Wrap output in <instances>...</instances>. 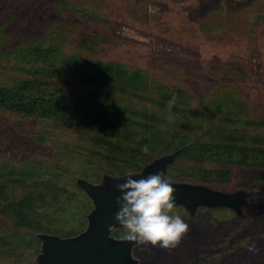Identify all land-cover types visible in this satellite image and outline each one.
<instances>
[{
	"label": "rangeland",
	"instance_id": "374dc122",
	"mask_svg": "<svg viewBox=\"0 0 264 264\" xmlns=\"http://www.w3.org/2000/svg\"><path fill=\"white\" fill-rule=\"evenodd\" d=\"M31 80L61 105L0 102V264H32L36 232L86 228L77 177L180 147L171 179L257 197L246 218L175 207L188 232L171 249L138 245L142 264H264V0H0V90Z\"/></svg>",
	"mask_w": 264,
	"mask_h": 264
},
{
	"label": "water",
	"instance_id": "95a60500",
	"mask_svg": "<svg viewBox=\"0 0 264 264\" xmlns=\"http://www.w3.org/2000/svg\"><path fill=\"white\" fill-rule=\"evenodd\" d=\"M184 148L155 157L141 170L133 171L135 175L132 178L138 180L150 173L162 172L175 189L176 207L186 209L192 218H196L203 208L229 209L238 217L246 218L247 211L253 207L252 200L257 197L254 190L240 188L228 191L205 183L178 181L169 177L170 167L178 161ZM126 173L116 175L104 172L97 182L77 177V186L92 201L86 228L71 236L36 232L41 247L32 264H142L135 254L138 245L115 234L122 229L115 219L120 210L116 198L122 193L115 185L126 182Z\"/></svg>",
	"mask_w": 264,
	"mask_h": 264
},
{
	"label": "clouds",
	"instance_id": "9594fccd",
	"mask_svg": "<svg viewBox=\"0 0 264 264\" xmlns=\"http://www.w3.org/2000/svg\"><path fill=\"white\" fill-rule=\"evenodd\" d=\"M174 104L175 98L168 102L169 112ZM167 120L172 123L174 117L169 115ZM141 151L147 154L149 149L144 146ZM134 175L129 169L126 182L115 185L122 193L116 198L120 210L115 216L125 230L121 239L162 249L176 247L189 226L175 212L174 187L162 172L138 180L132 178Z\"/></svg>",
	"mask_w": 264,
	"mask_h": 264
},
{
	"label": "trees",
	"instance_id": "16d2710c",
	"mask_svg": "<svg viewBox=\"0 0 264 264\" xmlns=\"http://www.w3.org/2000/svg\"><path fill=\"white\" fill-rule=\"evenodd\" d=\"M120 76L122 77V73ZM128 79L130 82L135 83V80L130 75ZM52 86L53 85L49 81L31 80L25 82L20 88H4L0 90V102H2L4 106L19 110L23 113L26 112L30 115L41 112L45 115L53 116L57 113V110L60 109L61 101L59 100V94L50 90ZM82 112L88 113L87 109H82ZM204 149H206V146ZM228 151L232 153L231 149ZM182 152H184V150ZM237 154H240L239 150L235 153V155Z\"/></svg>",
	"mask_w": 264,
	"mask_h": 264
}]
</instances>
